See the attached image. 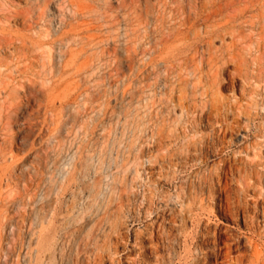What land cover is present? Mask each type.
I'll list each match as a JSON object with an SVG mask.
<instances>
[{
	"label": "rangeland",
	"instance_id": "1",
	"mask_svg": "<svg viewBox=\"0 0 264 264\" xmlns=\"http://www.w3.org/2000/svg\"><path fill=\"white\" fill-rule=\"evenodd\" d=\"M0 66V264L264 263V0H0Z\"/></svg>",
	"mask_w": 264,
	"mask_h": 264
},
{
	"label": "bare ground",
	"instance_id": "2",
	"mask_svg": "<svg viewBox=\"0 0 264 264\" xmlns=\"http://www.w3.org/2000/svg\"><path fill=\"white\" fill-rule=\"evenodd\" d=\"M41 13H43V12L41 11ZM13 16H14L15 19H19V18L25 19V16H21L17 12ZM216 33H217V31H215V30H211V31L208 32V34L210 36H213ZM0 68H1V66H0ZM0 72H1V70H0ZM0 109H1V107H0ZM9 176L10 175H7L5 172H3L2 169H0V189L3 186V183L6 182V181H8ZM217 179H218L217 181L219 183V178L217 177ZM221 190H222L223 193L225 192L223 189H221ZM230 205H226L225 204L224 207L221 206L222 215H224L225 217L226 216L228 217V218H225V219H227V221L229 219L236 226H238L239 225V222H240V214H241L242 222H243V225H244L245 229L247 230V232H252V230H254L253 229V221H252L253 218H252V216H250V214H248V211L246 210V208H243L242 207L243 209L241 208V211H243V212L240 211L241 212L240 213L237 208H234V206L232 207V205L231 206ZM214 225H212V227ZM196 226H197V224H196ZM198 226H200V224ZM198 226H197V228H199ZM197 228H195V229H197ZM218 228H219V226H218ZM202 229H205V228H202ZM202 229L195 230V232H194V239L195 238H202V240H204V242L206 241V242H209V243H212V244H215L217 242H220V243H223V245H224V248L223 249H216V252L214 253V264H245L244 261H243V257H244L245 254L242 253V249H241L240 246L241 245L243 246V244L240 242V239H245L246 238V240H247V243L246 244L247 245L246 244L245 245L246 246H249V247H252L253 246L250 237H247L245 235L246 234V231H244L245 233L243 232L244 233L243 236L237 237V238L234 239V238L231 237L232 234L229 233L230 231L229 232L228 231L220 232L219 231L220 229L217 230L216 227H214V229L211 228L212 232L209 231L210 229L209 230H206V229L205 230H202ZM225 240L232 241V242L230 244H225L224 243ZM114 254H118V253L114 252ZM222 255L226 258V261L223 262V263L222 262L218 263L217 258H220V256L222 257ZM206 258H208V257H206ZM112 262H113V264L116 263L115 261H112ZM118 262L119 263L121 262L120 261V258H119V261ZM192 264H209V262H208V259H205V261L203 260V263H201L198 260L194 259L192 261ZM246 264H264V263L261 262L260 253H259V250L256 247H252V253L248 256V259H247V263Z\"/></svg>",
	"mask_w": 264,
	"mask_h": 264
}]
</instances>
